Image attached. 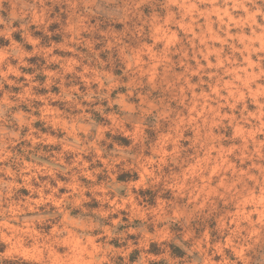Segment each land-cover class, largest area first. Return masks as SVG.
<instances>
[{"label": "clouds", "instance_id": "clouds-1", "mask_svg": "<svg viewBox=\"0 0 264 264\" xmlns=\"http://www.w3.org/2000/svg\"><path fill=\"white\" fill-rule=\"evenodd\" d=\"M0 264H264V0H0Z\"/></svg>", "mask_w": 264, "mask_h": 264}]
</instances>
